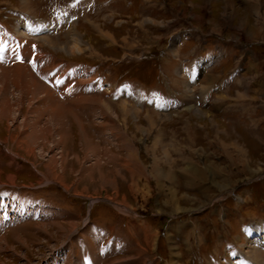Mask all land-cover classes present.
Instances as JSON below:
<instances>
[{
	"label": "rangeland",
	"instance_id": "obj_1",
	"mask_svg": "<svg viewBox=\"0 0 264 264\" xmlns=\"http://www.w3.org/2000/svg\"><path fill=\"white\" fill-rule=\"evenodd\" d=\"M55 1L0 0V19L23 40L25 58L4 66L15 60L4 50L0 63V104L10 106L0 112V188L42 197L51 207L23 222L20 215L10 224L17 225L0 230V264H83L78 234L93 264H189L193 257L213 264L210 255L219 253L220 261L232 264L230 249L242 255L241 264H264V0L99 4L50 37L35 30L61 20ZM19 14L31 17V32ZM189 27L184 41L181 31ZM36 41L64 61L102 64L111 83L134 77L152 90L162 73L165 89L179 101L167 110L145 106L128 92L90 93L82 105L73 99L85 88L67 90L75 78L57 83L40 76V63L29 65ZM144 54L159 60L137 58ZM200 54L204 61L190 81L183 62ZM86 90L92 92V84ZM49 91L65 109L76 110L72 116L63 110L60 126L51 118ZM45 126L50 132L42 134ZM4 145L12 154L1 150ZM91 198L97 200L92 223L77 234ZM241 218L252 223L243 229ZM108 224L126 241L110 239L109 258L98 250Z\"/></svg>",
	"mask_w": 264,
	"mask_h": 264
},
{
	"label": "bare ground",
	"instance_id": "obj_2",
	"mask_svg": "<svg viewBox=\"0 0 264 264\" xmlns=\"http://www.w3.org/2000/svg\"><path fill=\"white\" fill-rule=\"evenodd\" d=\"M14 71H16V70H14ZM8 74V73H7ZM13 74H14V72H13ZM15 75V74H14ZM2 77V76H1ZM4 77V76H3ZM15 77H17V75L15 76ZM32 80V79H31ZM35 81V80H34ZM26 83V82H25ZM61 84H63V83H61ZM67 85H68V83H67ZM30 86H32V87H34L35 88V90H36V93H39V90H38V88L37 87H35L34 85H33V83L31 82V81H29V88H30ZM39 88H40V86H39ZM43 89V88H42ZM58 89V88H57ZM45 90V89H44ZM48 91V90H47ZM40 92H42V91H40ZM69 92V91H68ZM29 93V92H28ZM71 93V92H70ZM44 94H45V91H44ZM47 94V93H46ZM48 96H47V98H48V103L49 104H51L52 105V103H53V106L55 107V110H54V112H53V115H51V118H52V120L54 121V122H56V124L57 125H59L60 126V123H61V119L59 118V117H61L63 114V110L66 112V113H70V114H72V110L71 109H65L66 107H64L63 105H61V104H64V103H58V101H56V99H55V97L52 95V93H50V91H49V93L47 94ZM42 98V97H41ZM45 98V97H44ZM46 98V99H47ZM45 99V100H46ZM0 103H2V102H0ZM7 103V102H6ZM5 104V103H4ZM9 107L10 106H8L7 104L5 105V106H3V107H1V104H0V112H5V111H7V110H9ZM47 109H50V106H47ZM62 114V115H61ZM76 119V118H75ZM2 120V119H1ZM0 120V121H1ZM64 123V122H63ZM49 127V126H48ZM47 126H45L44 128V130L42 131V134H43V132H44V134H46V133H49L50 132V129L48 128ZM59 132V131H58ZM60 133V132H59ZM30 135V134H29ZM31 136V135H30ZM40 136V135H39ZM63 135H60V138L59 139H61V137H62ZM33 137V136H32ZM41 137V136H40ZM64 137V136H63ZM62 137V138H63ZM28 138H29V136H28ZM88 141L86 140V139H84V144H86L85 146L87 147L88 146ZM50 161V160H49ZM49 168V167H48ZM47 168V169H48ZM53 174V173H52ZM59 179V178H58ZM3 204V203H2ZM14 219H16V218H14ZM13 219V220H14ZM12 220V221H13ZM89 223V222H88ZM87 223V224H88ZM86 224V225H87ZM71 227H72V225H71ZM257 249V248H256ZM256 249H254L253 248V250L254 251H252V254H254V257H257L256 255H257V250ZM251 250H252V248H251ZM250 255H251V253H250ZM253 257V258H254Z\"/></svg>",
	"mask_w": 264,
	"mask_h": 264
},
{
	"label": "crops",
	"instance_id": "obj_3",
	"mask_svg": "<svg viewBox=\"0 0 264 264\" xmlns=\"http://www.w3.org/2000/svg\"><path fill=\"white\" fill-rule=\"evenodd\" d=\"M257 24H255V25H253L254 27L256 26ZM252 27V26H251ZM257 31V28L256 29H254L252 32H256ZM13 59H15L14 57H13ZM53 104V103H52ZM69 109H71V110H74V111H76L74 108H70L69 107ZM67 114H69L70 115V113H66V115ZM79 115V114H78ZM70 116H72V115H70ZM72 118V117H71ZM72 122H73V119L71 120ZM74 126V125H73ZM0 154H2V153H0ZM2 155H4V154H2ZM34 167H35V165H34ZM3 183H5V182H2V183H0V184H3ZM248 201V200H247Z\"/></svg>",
	"mask_w": 264,
	"mask_h": 264
},
{
	"label": "built area",
	"instance_id": "obj_4",
	"mask_svg": "<svg viewBox=\"0 0 264 264\" xmlns=\"http://www.w3.org/2000/svg\"><path fill=\"white\" fill-rule=\"evenodd\" d=\"M0 213H2V211L0 210ZM8 217L13 219V218H17V216L14 213H10L8 214Z\"/></svg>",
	"mask_w": 264,
	"mask_h": 264
}]
</instances>
